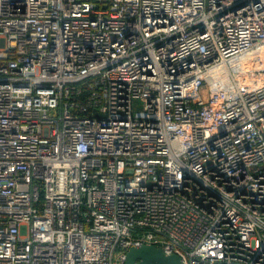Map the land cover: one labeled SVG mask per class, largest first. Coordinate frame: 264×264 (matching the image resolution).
Instances as JSON below:
<instances>
[{
  "label": "built area",
  "instance_id": "1",
  "mask_svg": "<svg viewBox=\"0 0 264 264\" xmlns=\"http://www.w3.org/2000/svg\"><path fill=\"white\" fill-rule=\"evenodd\" d=\"M264 264V0H0V264Z\"/></svg>",
  "mask_w": 264,
  "mask_h": 264
},
{
  "label": "water",
  "instance_id": "2",
  "mask_svg": "<svg viewBox=\"0 0 264 264\" xmlns=\"http://www.w3.org/2000/svg\"><path fill=\"white\" fill-rule=\"evenodd\" d=\"M122 264H184V261L178 253H167L161 246L143 243L128 247Z\"/></svg>",
  "mask_w": 264,
  "mask_h": 264
}]
</instances>
